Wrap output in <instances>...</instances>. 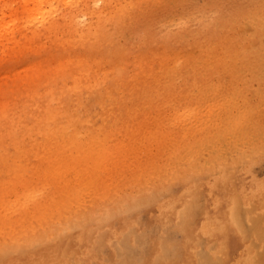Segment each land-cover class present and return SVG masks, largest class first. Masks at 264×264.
Returning a JSON list of instances; mask_svg holds the SVG:
<instances>
[{
    "label": "rangeland",
    "instance_id": "obj_1",
    "mask_svg": "<svg viewBox=\"0 0 264 264\" xmlns=\"http://www.w3.org/2000/svg\"><path fill=\"white\" fill-rule=\"evenodd\" d=\"M76 1L69 5L65 0H45L40 5H35L34 0H0V57L8 60L12 52L23 47L24 35L34 36L32 33L40 29L43 22L38 18L35 8H54V11H50V16L58 19L67 6H74ZM89 1L100 7L103 0ZM32 7L34 8L30 10ZM80 9L82 10V6ZM104 10L111 14L107 37L102 44L89 40L88 48L82 49L81 52L88 55L90 52L97 60L105 59L109 54L110 57L105 60L110 64H119L121 78L116 86L123 96L117 94L112 105L114 107L117 104L120 107L122 116L116 119L118 123L100 125L90 133L83 131L82 139L73 141L69 136L58 138V141L53 133H45L47 138L44 134L38 135L40 131L45 132L49 128V124L42 125L38 121L30 122V126L27 125L24 130L18 131L15 138H7L4 129H0V156L8 153L4 159L11 165L16 163V159L23 163L19 166L17 164L20 171L10 169L7 165L3 166L6 168L0 169V204L3 205H0L3 207L0 208L1 222L5 217L2 214L6 211H3L5 208L10 212H5L7 217L4 222L9 223L14 218L25 215V221L31 224L33 219L40 218L51 191L55 205L60 208H73L88 196L107 190H110L113 196L121 197L135 192L139 186L136 184L147 182L153 177L150 175L154 169L158 168L161 177L156 178L152 185L158 190L160 196L156 199H159L163 196L160 193L167 187L179 191L186 186L185 162L189 154L200 153L202 159L212 162L213 165H209L212 168H233L228 170V173H231L235 181L238 178L242 180L244 187L251 182L264 183V0H107ZM78 12L82 13L79 16L80 25L85 28L89 17L84 11ZM255 21L256 24H253ZM255 29H258L257 34ZM49 36L48 39H39L42 59L53 50L51 39L55 34L49 33ZM244 39L249 43L247 46L242 43ZM70 50L77 48L73 45ZM174 65L178 67L175 74L170 71ZM49 67H42L44 83L49 79ZM67 73L68 69L62 76L68 77ZM16 75L18 74L8 73L0 76L1 117L18 112L20 108L17 106L22 98L24 99V93H21L23 85L19 83L18 88H14L15 84H18L16 79L19 78ZM110 75L111 72H108V79ZM91 76L92 72L88 78L91 79ZM94 83L91 80V84ZM122 84L128 88L126 93L122 91ZM16 89L18 91H14ZM11 91L13 99L1 107L4 96ZM80 96L85 97V94ZM55 100L54 98L53 101L47 102L43 107H55ZM192 108L194 110H191ZM182 110L187 113L186 117L190 111L192 114L194 112V115L191 114L192 116L186 119L180 115ZM173 119L176 122L173 123ZM103 136V142L100 143ZM63 138L65 141H62ZM33 141H36L39 155L47 152L44 155L48 157L45 172H31L29 168L34 160H24L25 155L28 158L30 156L29 150ZM69 141L74 142L76 147ZM65 142L66 146L71 144L70 149L65 146ZM27 143L29 145L26 147ZM85 144L88 146H84ZM61 146L66 148L62 150ZM92 146L94 148L89 152ZM41 147L44 149L41 150ZM71 147H78L79 151H74ZM81 148L87 151L84 152L83 149L80 153ZM25 151L28 153H24ZM79 157L81 160H76ZM103 157L108 158L104 160ZM31 158L37 162L39 157ZM100 158H103V161L98 162ZM20 172L24 175H20ZM204 173L205 171L202 175ZM210 174L207 173L203 177L204 189L207 179L216 173ZM77 181L79 182L76 183ZM48 183L52 185L51 191L47 187ZM27 191L41 192V195L27 200L30 201L25 202L28 208L26 205V208L24 205L23 208L20 206L22 209L12 206V202L17 201L14 205L23 202L22 195ZM83 191L87 194L84 195ZM152 196L154 195L151 194L148 200L136 209L137 212H134V219L146 226L150 225L158 214L159 203L156 199L151 200ZM204 199L205 194H200L194 215L203 206ZM34 204L39 208L32 211ZM8 205L11 206L10 210ZM14 207H18L15 214L12 212ZM117 226V223L113 222L108 228L109 238L113 237L111 232ZM19 242L24 246L21 261L33 253L51 249L24 245L23 240ZM144 243L145 241L140 246ZM111 251L109 246H105L101 249V255L107 257ZM11 261L13 258L9 257L6 263Z\"/></svg>",
    "mask_w": 264,
    "mask_h": 264
},
{
    "label": "bare ground",
    "instance_id": "obj_2",
    "mask_svg": "<svg viewBox=\"0 0 264 264\" xmlns=\"http://www.w3.org/2000/svg\"><path fill=\"white\" fill-rule=\"evenodd\" d=\"M44 1L34 0V4L40 5ZM65 1L66 4H71L74 0ZM106 2L107 0H103L102 6L98 7L93 3L91 4L89 0H77L74 6L69 7V4L58 19H53L50 16V11H54V8H35L38 18L43 22L39 27L40 29L32 33L34 36L24 35L23 47L12 52L8 60L0 57V76L8 73L18 74L16 75L19 77L16 79L18 84H15L14 88H18L19 83H21L23 85L21 93H24V99L22 98L17 106L20 108L18 112L16 111L17 113L9 116L5 114L4 117L0 116V129H4L7 138H15L18 131L24 130L30 122L37 121L42 125L49 124L47 126L49 132L47 130L45 132L38 131V135L44 134L47 138L48 133H53L57 140L63 136H69L72 141L81 140L83 131L90 133L100 125L108 126L112 123H118L116 119L122 116L121 109L117 104L113 107L112 101L117 94L123 96L116 86L121 78L119 77L121 70L119 64H110L105 60L110 57L109 54L107 58L97 60L89 51V55L81 52L82 49L88 48L89 40H94V42L96 40L98 41L97 44H102L107 37L108 21L111 14L104 10ZM81 6L82 10L80 9ZM78 11H84L83 13L89 17L85 28L80 25L79 16L82 13ZM253 24H256V21ZM6 29L3 28V30ZM255 30L257 34L258 29ZM49 33L55 34V37L53 38V35L51 39L53 50L48 53L45 59H42L40 58L41 43L39 39L41 37L50 38ZM242 43L246 46L249 44L246 39ZM73 45L80 51L70 50ZM222 46L224 45L222 44ZM44 66H50L47 83H44L41 75ZM66 69H68V77L62 76L63 72L66 73ZM177 70L176 65L170 69L173 74ZM91 72L90 79L88 76ZM108 72H111L109 79ZM94 78L96 79L94 80ZM91 80L95 83L91 84ZM14 91H18V89ZM122 91L126 93L128 88L124 86ZM82 92H85V97L80 96L84 95ZM12 93L11 91L4 96L1 107L6 106L13 99ZM54 98L56 99L55 107H43L47 102L53 101ZM195 105L194 107H196ZM190 112L188 116L194 115L193 111V114ZM181 113L182 117L188 119L185 110L183 111L184 114ZM179 117L177 116V118ZM45 133L47 134L45 135ZM115 137L118 138V136ZM103 138L104 136L100 138V143L103 142ZM64 139L62 141H65ZM35 142L33 141V145L31 144L29 158L26 157L27 155L24 156L25 158L23 157L24 160L28 159L27 161L29 159L34 160L29 168L31 172L34 170V173L38 170H44L46 159H48L44 156L47 152L44 155L37 153ZM40 142L38 141V143ZM66 143H64L65 146ZM69 143L74 145V142L69 141ZM71 144H67L69 146L66 147L69 148ZM28 145L27 143L26 147ZM52 146L50 147L52 148ZM65 146H61L62 150L66 148ZM94 146L90 147L89 152L93 150ZM84 148L80 149V153ZM43 149L41 147V150ZM47 149L49 151L50 148ZM75 149L79 151L78 147L74 148V151H76ZM97 152H99L98 149ZM80 153L77 152V154ZM6 154L0 156V160L3 159L0 162V169L7 165L8 168L11 167L10 169L20 171L17 164L19 166L22 162L19 163V159L15 158L16 163L11 165L8 160L4 159ZM81 155L83 158L84 153ZM35 156L39 157L37 162L31 158ZM54 157H56L55 154ZM79 159L80 157L76 160ZM102 159L100 158L98 162ZM49 160L51 161L50 158ZM211 164L209 159H202L200 153L189 154L185 162L186 186L179 191L167 187L163 193H160L163 196L159 199H156L158 190L152 185L156 178L161 177L159 168L154 169L150 175L153 177L147 182L137 183L136 185L139 186L135 192L125 194L121 196L122 198L113 196L110 190L104 193H94L90 196L86 195L88 198L84 199L85 201H79L73 208L56 206L50 189L52 185L48 183L47 187L51 193L48 195L47 204H45L40 218H32L33 222L29 220L31 224L25 221L27 219L24 217L25 215L14 218L12 222H4V218L7 217L5 213L7 209H3L6 211L2 212L5 217H2V222L0 221V226L4 227L0 229V264H264V183L251 182L247 187H244L242 180L240 181L238 178L235 181L231 173H228V170L233 168L229 169L227 166H223V169L212 168L209 166ZM203 171H205L204 175H202ZM56 172L59 173L60 171ZM207 173L209 175H211L210 173L216 174L207 179L204 184L206 189H204L202 188V180ZM22 174L23 172L20 175ZM55 177L57 176L55 175ZM82 187L80 186V188ZM202 193L205 194L204 204L194 215L196 203ZM151 194L154 196L150 199L158 200L159 208L157 218L146 226L138 222L136 218L134 219V212L141 203L148 200L147 198ZM39 195L41 192H24L22 195L23 202L19 205H14L17 204V201L12 202V206L26 205L28 208L26 203H30V201L27 200L37 198ZM2 206L0 208H3ZM8 206V210H10L11 206ZM38 208L39 206L34 204L31 210L34 211ZM14 209L12 212L14 211L15 214L18 207ZM113 222H116L118 226L111 232L113 237L109 238L107 236L108 228ZM20 240H23L24 245L36 246L39 249L50 247L51 249L47 252L33 253L32 256L24 258L22 263L20 256L23 254L22 247L24 246L19 242ZM143 241L145 243L140 246ZM105 246H109L112 250L107 257L101 255V249ZM9 257H12L13 261L6 263Z\"/></svg>",
    "mask_w": 264,
    "mask_h": 264
}]
</instances>
